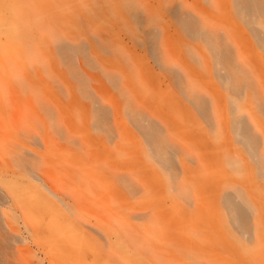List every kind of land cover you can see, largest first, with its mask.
Segmentation results:
<instances>
[{"label":"rangeland","instance_id":"374dc122","mask_svg":"<svg viewBox=\"0 0 264 264\" xmlns=\"http://www.w3.org/2000/svg\"><path fill=\"white\" fill-rule=\"evenodd\" d=\"M29 4L37 10V1ZM55 7L53 20L50 12L41 19L72 47L66 55L47 38L39 62L11 67L3 21L0 163L12 169L0 186V264H253L238 243L251 239L231 224L224 202L240 207L264 239V180L232 112L240 106L264 150V113L254 100L264 98V52L229 12L232 1L56 0ZM188 9L223 35L250 74L252 88L240 97L225 86L214 53L179 26ZM8 14L0 0V16ZM173 74L199 92L210 122ZM152 125L179 150L167 155V169L145 138Z\"/></svg>","mask_w":264,"mask_h":264},{"label":"bare ground","instance_id":"6f19581e","mask_svg":"<svg viewBox=\"0 0 264 264\" xmlns=\"http://www.w3.org/2000/svg\"><path fill=\"white\" fill-rule=\"evenodd\" d=\"M12 1L14 2L10 3V0H6V7L9 13L8 21H6L4 18H2V16H0V39L2 31H4L3 23H8V33L5 35L6 46L3 50L8 53V62L10 63L11 67H19L21 66V63L22 65H24L27 63L39 62L40 60L38 54H41L42 57L41 45H46L48 43V41L45 40L47 38H51L56 41V45L60 49V52L62 54L66 55L68 52H73L72 47L70 45H67V42L65 40L59 38L56 35V32H52V30L47 29L52 24L41 19V17H46L47 12H50V19H54L52 15L53 11H55L54 9H56V0H51L50 7L46 8H44L40 4L41 0H35V5L36 1L38 2V5H36L37 10L31 8L29 0ZM231 1L232 7L230 8L229 12H232L233 10L234 17L237 16L238 18L242 19L243 23L246 27H248L253 38L255 39L258 48L264 52V0ZM192 10L188 9L187 12L182 15L181 19L179 20V26L187 34V36H189L196 42L203 43L207 50L214 53V61L216 67H219L220 70L224 71L225 73V86L229 89V92L232 93L234 97H240L244 89L252 88L249 76L250 74L242 66H240V63L236 59V56L232 53V47L230 48L228 43L221 39L224 38L223 35L220 38V35L218 36V34L215 32L217 30L211 29V22L209 23L211 24V26L208 27L205 21L206 18L198 17V20V18L194 16L199 15L194 10L191 13ZM194 12L196 13L195 15L193 14ZM38 14L40 15V17ZM199 14L201 15V13ZM214 27H218L221 30V27H219V25ZM220 30L218 32H220ZM222 30H224V27ZM222 30L221 33H223ZM42 40L44 41L43 43H41ZM158 59L159 61H161V58ZM161 66L163 67V64ZM168 68H170L169 70L173 69L174 71H176L172 66L169 67L168 65L165 67V69ZM162 69L164 70V67ZM169 70L168 73H170ZM172 72L173 71L171 70V73ZM177 75L173 74L172 78L180 88L187 102L190 103L191 106L196 110V112L201 115L205 120H211V115H208L209 113L207 112V103L205 104L204 99H201V97H199V92L193 89V87L192 89L194 91L190 88L193 85H184L183 79V82L181 81L182 76L179 75V77ZM195 91L197 92V94L195 93ZM254 100L257 103L259 110L264 113V98H262L259 94L255 93ZM241 111L242 110L240 106L236 105L232 111L233 116L236 121L238 131L241 132L243 138L246 140L247 147L249 148V150L254 152L255 157L257 158V164L260 166L261 170V178L262 180H264V150H260L258 139L252 133L251 129L243 122ZM139 121L140 120L138 119V125ZM143 132L145 138L148 141L150 150L153 152L156 158H158L159 163L165 166L166 169L167 167H170L172 161L170 159L171 157H168L167 155L172 153L176 154L179 150L177 151L174 146H172L170 140L164 137L161 131H159V129L155 125L145 128ZM228 164L231 166L235 165L231 160L228 161ZM8 169H12V167L8 165V161L3 158V161L0 163V186H4L5 184L3 182V179L8 176ZM178 192L180 195L186 196L185 189L180 187L178 188ZM224 206L229 213L231 224L236 226V229L242 235H245V237L248 236V238L251 239V241H244L242 239H238V243L241 244L245 252H248L250 254L253 264H264L263 237H259V235L255 231V228L248 224L247 219L242 212V209L236 204H234L230 199H225ZM248 243L250 245H247ZM142 256L145 257L143 252ZM195 260L196 259L193 260L194 264H196L197 262ZM199 263L202 264L200 260ZM142 264L144 263L142 262Z\"/></svg>","mask_w":264,"mask_h":264}]
</instances>
